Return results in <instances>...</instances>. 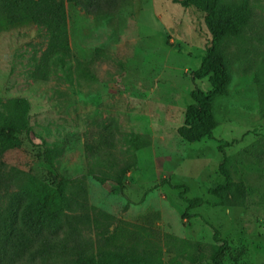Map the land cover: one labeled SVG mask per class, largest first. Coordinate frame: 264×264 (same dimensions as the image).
Returning <instances> with one entry per match:
<instances>
[{"label": "rangeland", "instance_id": "obj_1", "mask_svg": "<svg viewBox=\"0 0 264 264\" xmlns=\"http://www.w3.org/2000/svg\"><path fill=\"white\" fill-rule=\"evenodd\" d=\"M118 1L105 16L65 3L73 67L80 63L71 80L29 76L32 56L45 46L35 26L0 30V112H6L2 103L8 98L30 101L29 133H22L21 147L0 156V162L47 184L80 177L87 168L84 142L97 136L100 121L114 120L129 134L123 149L131 168L122 192L84 175L92 205L116 222L150 224L201 242L207 255L217 229L233 250L224 264H264V0H248L246 27L219 41L228 82L212 103L213 138L197 142L177 130L191 91L210 88L207 78L192 75L211 40L205 13L173 0ZM219 1L224 6L242 0ZM46 146L62 148L53 167L44 158ZM224 155L231 180L245 189L219 204L207 189L223 182ZM181 183L189 188L185 196L206 203L187 209L175 187ZM154 264L191 263L166 252L162 263Z\"/></svg>", "mask_w": 264, "mask_h": 264}, {"label": "trees", "instance_id": "obj_2", "mask_svg": "<svg viewBox=\"0 0 264 264\" xmlns=\"http://www.w3.org/2000/svg\"><path fill=\"white\" fill-rule=\"evenodd\" d=\"M173 1L203 11L211 34L201 64L192 73L195 79L207 78L210 88L191 91L192 102L177 130L186 141L197 142L213 138L212 103L228 82L219 41L240 34L249 21L250 5L248 0L224 6L219 0ZM66 2L99 16L111 14L119 6L118 0H0V30L33 25L45 38L44 48L31 58L28 74L34 79L64 76L71 80L74 67ZM2 104L6 112H0V156L19 149L22 133L30 130V101L26 97H11ZM97 127V136L83 144L87 168L80 177H61L57 183L47 184L0 162V264H154L162 263L166 252H176L191 264L205 259L204 264H224L233 256L231 245L217 229L207 255L201 242L178 239L150 224L123 219L116 222L114 215L92 205L84 175L101 183L110 182L122 192L131 168L123 149L129 144V134L122 132L114 120L100 121ZM55 148L46 146L43 152L52 167L54 155L62 152L59 146ZM218 149L223 151L222 145ZM226 162L224 155L219 166L223 182L207 189L219 204H225L233 192L243 195L245 189L242 183L231 180ZM175 187L187 202V209L206 203L200 196H185L189 188L184 183Z\"/></svg>", "mask_w": 264, "mask_h": 264}]
</instances>
